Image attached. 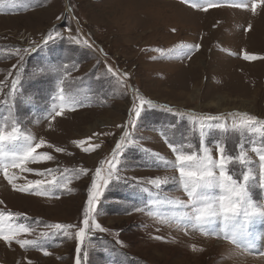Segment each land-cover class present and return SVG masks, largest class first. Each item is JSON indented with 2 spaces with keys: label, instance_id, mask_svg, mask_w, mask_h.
Wrapping results in <instances>:
<instances>
[{
  "label": "rangeland",
  "instance_id": "1",
  "mask_svg": "<svg viewBox=\"0 0 264 264\" xmlns=\"http://www.w3.org/2000/svg\"><path fill=\"white\" fill-rule=\"evenodd\" d=\"M169 2L158 10L154 28L141 39L134 27L113 32L103 22V14L114 0H17L15 5L0 9V125L10 111L35 142L43 139L51 145L37 149V153L53 156L52 161L29 164L33 173L14 169L21 177L17 184L55 180L57 185L68 184L71 189L48 185L52 195L36 197L14 191L0 173V213L5 230L20 224L30 226L35 231L19 238L37 241L27 249L0 241V264H75V229L68 239L53 236L54 230L47 225L81 226L91 176L110 158L122 134L120 126L127 123L133 104L138 103L136 96L162 106H146L134 135L142 148L165 160L157 161L130 147L122 157L126 166L123 176L133 181L177 177L178 172L171 167L174 154L165 139L185 144V150L191 142L192 150H197L199 118L211 115L221 118L205 121V141L213 146L214 158L217 142L225 143L233 155L243 146L254 161L251 167L256 179L250 181L251 195L258 203L264 199V191L258 188V157L252 152L253 148L264 150V59L242 58L245 52L264 57V5L253 14V0H216L222 6L208 12L191 7L207 0ZM241 3L247 4V9L230 6ZM49 34L51 40H47ZM181 44H199L200 48L191 59L179 58L180 52L173 50ZM25 48L31 51L24 54ZM17 49L24 55L20 71ZM65 63L69 65L67 72L51 71ZM109 66L118 71L119 80L107 73ZM16 75L20 83L14 99L11 83ZM60 87L77 92L82 106L51 118L52 109L59 106ZM243 115L254 116L259 123L252 129L236 131L233 125ZM81 140L86 143L78 146L76 142ZM97 144L100 147L93 151L83 150ZM56 148L64 151L58 153ZM103 167L106 169L107 164ZM48 169L52 174H47ZM80 169H86L88 175ZM230 169L242 179L247 167L235 164ZM35 171L46 175L36 176ZM142 187L149 188L151 195L124 184L112 185L105 192L97 208V222L111 233L119 232L125 246L115 245L111 234H89L82 248V264H264V221L255 219L249 224V235L240 247L190 229L185 235L148 214L166 215L176 209L168 204L152 205L157 190L147 184ZM166 189L160 191L170 199H187L172 182ZM137 207L144 211H135ZM9 212L14 214L11 220L7 218ZM221 229L218 224L222 237ZM40 232L49 236L40 237ZM156 236L163 239H154ZM192 245L203 250L193 252ZM44 251L50 254L45 256ZM83 252H87V260Z\"/></svg>",
  "mask_w": 264,
  "mask_h": 264
},
{
  "label": "snow or ice",
  "instance_id": "2",
  "mask_svg": "<svg viewBox=\"0 0 264 264\" xmlns=\"http://www.w3.org/2000/svg\"><path fill=\"white\" fill-rule=\"evenodd\" d=\"M16 3L17 0H0V9H3L6 4L15 5ZM261 5H264V0H253L251 4L252 13L255 14ZM221 6L216 0H207L204 4H191V7L194 9H202L204 12ZM230 6L240 9H247L248 7L247 4L243 3L232 4ZM52 38V35L49 34L47 40H51ZM47 40L45 43H47ZM75 43L79 44L81 41L76 40ZM83 43L88 45L87 40H84ZM88 46L91 47V45ZM199 48V44L195 45V47L181 44L178 50L174 49L173 51L180 52L179 58L191 59L194 52L199 51ZM155 50L159 51V49ZM30 51L31 49L29 48L23 49L24 54ZM20 53L21 50L17 49L16 54L21 62L17 71L22 69L24 61V55ZM242 58L246 61L264 59V57L249 55L246 52ZM75 67L76 65H73V68ZM68 70L69 65L67 63L63 64L62 68L51 69V71L55 72H67ZM107 73L112 77H116L118 80L120 79L118 71L110 66L107 68ZM124 76L126 77L127 74L125 73ZM19 83L20 76L16 75L11 83L14 99ZM60 83L63 84L64 81L61 80ZM121 83H124V81H121ZM57 99L59 100V106L58 109H52L51 118L60 116L65 110H75L77 106H82V101L79 100L78 93H69L64 87H60ZM136 100H138V103L133 104L127 123L120 126L122 128V134L116 142L110 158L104 161L101 167H97L91 176V185L87 189V203L83 209L81 226L77 227V225L63 223L49 224L47 227L54 230L52 235H62L65 238L71 239L73 237L72 230L75 229V264H82V248L85 240L89 238V234H111L115 237V245H119L121 248L124 247V243L118 238L120 235L119 232L111 233L97 222V208L101 204L105 192L112 185L124 184L130 187H137L140 188L142 194L151 195L149 188L142 187V185L147 184L157 190V195L151 201L152 205L159 206L168 204L174 206L176 209L171 214L166 215H158L153 212L148 213L150 216L159 219L162 225L175 228L176 231H183L185 235L188 234L189 229L193 232H199L204 236L216 235L217 238H222L240 247L241 242L249 235V224L255 219L264 221V199L258 203L254 201V197L251 195L252 185L250 181L256 179L251 167L254 161L244 150L243 146L240 147L238 154L233 155L226 150L225 143L219 142L214 145L217 157L214 158L213 146L206 145L205 141V121H218L221 118L209 115L199 118V144L197 150H192L194 144L191 142L187 143L188 150H185V144H176L165 139V143L174 154V163L171 167L178 172L177 177H157L148 179L147 181L130 180L128 177L122 175V172L126 171V166L122 165V157L128 148L135 147L154 157L157 161L165 160L160 154L151 152L147 148H142L140 142L134 135L138 127L137 122L146 110V106L147 109H155L162 106L154 105L150 99H145L142 96H136ZM166 111L171 113L172 109L167 108ZM9 120L11 121L10 123ZM257 123L259 121L254 116L243 115L240 118V122L234 124L233 128L236 131H243L244 129H252V126ZM224 131H227V129L225 128ZM76 143L78 146H81L86 141L81 140ZM5 145L8 146L7 150ZM43 147H51V145H46L43 139L35 142V138L30 133L22 131L20 121L11 117L9 111V116L5 117V122L0 125V173H2L4 180L14 191L36 197L51 196L52 191L48 185L62 187L66 191H71L68 184L57 185L55 180L45 181L43 179H36L27 181L23 185L17 184V180L21 179V177L13 171L14 169H18L20 173H33V169L28 167L29 164L53 160V156L50 154L45 153L40 155L37 153V149ZM99 147L100 145L97 144L92 149L85 147L83 150L89 152ZM55 151L59 153L64 150L56 148ZM252 152L258 157V188L264 191V150L253 148ZM103 164H107L106 169L103 167ZM235 164L241 167H247V170L243 172L242 179L232 174L230 166ZM52 171V169H48L47 174H52ZM80 172L85 176L88 175L86 169H80ZM34 174L40 177L46 175L44 171H35ZM170 182L182 189L187 197L186 200L170 199L161 193L160 190L162 188L167 190L166 186ZM134 210L143 212L144 208L137 207ZM13 215V213L9 212L7 218L11 220ZM3 220L4 215L0 213V241H4L6 244L15 242L21 249H27L37 245L36 240L19 238L24 235H31L35 229L20 224L18 226H9L5 230ZM218 224L222 226V237L217 231ZM157 230L159 231V229ZM48 236V232H40V237ZM154 239L161 240L163 238L156 236ZM191 250L196 252L202 251L203 249L192 245ZM241 251H244L243 247H241ZM49 254L48 251H44L45 256ZM261 255H264V252ZM87 258V252H83V259L87 260Z\"/></svg>",
  "mask_w": 264,
  "mask_h": 264
},
{
  "label": "clouds",
  "instance_id": "3",
  "mask_svg": "<svg viewBox=\"0 0 264 264\" xmlns=\"http://www.w3.org/2000/svg\"><path fill=\"white\" fill-rule=\"evenodd\" d=\"M168 3L169 0H114L105 10L103 22L113 32L134 27L137 38L141 39L154 28L158 10Z\"/></svg>",
  "mask_w": 264,
  "mask_h": 264
},
{
  "label": "bare ground",
  "instance_id": "4",
  "mask_svg": "<svg viewBox=\"0 0 264 264\" xmlns=\"http://www.w3.org/2000/svg\"><path fill=\"white\" fill-rule=\"evenodd\" d=\"M170 3V2H169ZM243 109V108H242ZM243 110H246V109H243ZM92 158V157H91ZM91 158H89V159H91ZM242 243V242H241ZM219 244V243H218ZM263 244H264V242H263ZM258 261H261V260H258Z\"/></svg>",
  "mask_w": 264,
  "mask_h": 264
}]
</instances>
